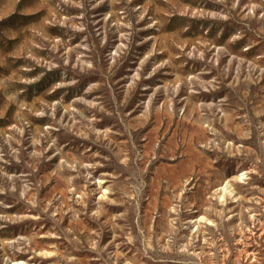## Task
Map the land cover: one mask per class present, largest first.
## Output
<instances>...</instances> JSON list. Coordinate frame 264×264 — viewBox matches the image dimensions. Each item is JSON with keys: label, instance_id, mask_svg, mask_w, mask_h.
I'll return each mask as SVG.
<instances>
[{"label": "clouds", "instance_id": "obj_1", "mask_svg": "<svg viewBox=\"0 0 264 264\" xmlns=\"http://www.w3.org/2000/svg\"><path fill=\"white\" fill-rule=\"evenodd\" d=\"M0 264H264V0H0Z\"/></svg>", "mask_w": 264, "mask_h": 264}]
</instances>
